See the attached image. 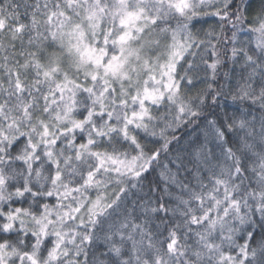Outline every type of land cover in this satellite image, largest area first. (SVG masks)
Returning <instances> with one entry per match:
<instances>
[{
	"label": "snow or ice",
	"instance_id": "obj_1",
	"mask_svg": "<svg viewBox=\"0 0 264 264\" xmlns=\"http://www.w3.org/2000/svg\"><path fill=\"white\" fill-rule=\"evenodd\" d=\"M0 264H264V0H0Z\"/></svg>",
	"mask_w": 264,
	"mask_h": 264
}]
</instances>
